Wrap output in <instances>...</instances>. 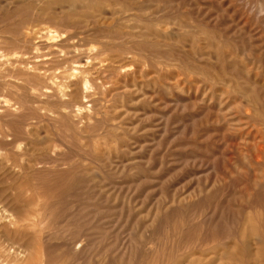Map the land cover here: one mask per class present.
<instances>
[{"label": "rangeland", "instance_id": "1", "mask_svg": "<svg viewBox=\"0 0 264 264\" xmlns=\"http://www.w3.org/2000/svg\"><path fill=\"white\" fill-rule=\"evenodd\" d=\"M0 99L15 264H264V0H0Z\"/></svg>", "mask_w": 264, "mask_h": 264}, {"label": "bare ground", "instance_id": "2", "mask_svg": "<svg viewBox=\"0 0 264 264\" xmlns=\"http://www.w3.org/2000/svg\"><path fill=\"white\" fill-rule=\"evenodd\" d=\"M260 3V2H259ZM71 6V5H70ZM74 6V5H73ZM73 8V7H72ZM75 8V6H74ZM262 5H258V10L259 11H263L262 9ZM66 20V19H65ZM63 21V20H62ZM61 24V23H60ZM50 28V27H49ZM49 28H45V27H42V28H39V29H36V30H33L29 33L28 37H27V40L25 42V44L31 46V47H38V46H44V47H47V48H55V47H59L60 45V42H65L64 40L63 41H60L59 38H60V34L58 32H55V31H51ZM59 34V35H58ZM67 37V36H66ZM75 38V37H74ZM64 39V38H63ZM67 41H72V38L70 36H68V38H66ZM65 39V40H66ZM36 40V42H34ZM66 41V42H67ZM70 41V42H71ZM71 44V43H70ZM69 45V44H68ZM72 46V45H71ZM76 47V46H75ZM74 48V47H73ZM78 49V48H77ZM77 51V50H76ZM82 51V50H81ZM65 52V51H64ZM92 52V51H91ZM95 52V51H94ZM28 53V52H27ZM82 53V52H81ZM13 56H23L25 55L24 53H17V52H14L12 53ZM75 54V53H74ZM11 56V53L8 54ZM82 55V54H81ZM86 55V54H85ZM64 56V55H63ZM94 56V55H92ZM80 57V56H79ZM14 58V57H13ZM74 58V57H72ZM71 58V59H72ZM17 59V58H15ZM70 59V60H71ZM92 59V58H91ZM19 60V59H18ZM16 60V61H18ZM21 60V59H20ZM15 61V60H13ZM68 62V61H66ZM75 62V61H73ZM92 62V60H91ZM22 63V62H21ZM81 66V65H80ZM78 66L77 64V67H80ZM75 67V66H74ZM76 67V68H77ZM70 68V67H69ZM81 68V67H80ZM63 69V68H61ZM71 69V68H70ZM74 69V68H73ZM65 69H63V72H64ZM76 70V69H75ZM73 70L72 71V74L77 72ZM78 70V69H77ZM67 72V71H66ZM65 72V73H66ZM79 72V70H78ZM69 73V72H68ZM80 73V72H79ZM82 73V72H81ZM84 73V72H83ZM53 74V73H51ZM63 74V73H62ZM71 74V75H72ZM54 75L56 76V73H54ZM61 75V74H60ZM65 75V74H63ZM70 75V74H69ZM70 75V76H71ZM74 75V74H73ZM81 75V74H78V76ZM52 76V75H51ZM50 76V77H51ZM55 76H53L55 78ZM59 76V74H58ZM57 76V77H58ZM77 76V74L75 75ZM48 77V75H47ZM60 77V76H59ZM58 77V78H59ZM49 78V77H48ZM77 78V77H76ZM74 80V78H73ZM47 92V91H45ZM44 92V93H45ZM0 102H1V99H0ZM7 106V105H6ZM24 229L20 228L18 229L17 227V230L12 233V234H7L6 232L3 233L0 237V264H4L2 261H4L6 264H15L19 258L25 256L26 254L29 253L30 249H32L33 247V244L29 241H26L25 237L26 235L24 234ZM74 236V235H73ZM76 238V237H75ZM17 240V241H15ZM71 240V239H70ZM69 241V240H68ZM71 242V241H70ZM74 243V242H72ZM84 242L83 241H78L75 243V249L76 250H81L83 251L84 247L86 246L85 244H83ZM66 244V243H65ZM87 244V243H86ZM64 245V243H63ZM72 247V246H71ZM63 248V246H62ZM61 248V249H62ZM66 248V247H65ZM65 250V249H64ZM63 250V251H64ZM67 251V250H66ZM65 252V251H64ZM76 252V251H75ZM84 252V251H83ZM80 253V252H79ZM75 254V253H74ZM77 255V254H76Z\"/></svg>", "mask_w": 264, "mask_h": 264}]
</instances>
